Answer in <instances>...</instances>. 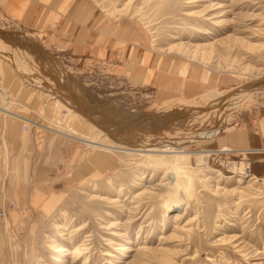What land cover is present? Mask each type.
<instances>
[{"label":"rangeland","instance_id":"rangeland-1","mask_svg":"<svg viewBox=\"0 0 264 264\" xmlns=\"http://www.w3.org/2000/svg\"><path fill=\"white\" fill-rule=\"evenodd\" d=\"M84 1L118 31L138 30L143 50L160 59L162 74L176 77L178 69H189L188 79L201 84L193 96L199 102L205 91L226 94L264 73V0ZM129 46L115 40L110 57L89 51L76 55L68 46L47 49L92 104L156 113L162 105L194 99H161L154 85L132 79L134 68L122 57ZM4 61L0 70L11 67ZM30 87L35 98L49 100L54 113L51 120H33L48 129L44 149L36 147L29 156L24 152L28 161L5 154L0 129V264H264V178L252 174L251 160L240 154L244 150L197 153L226 148L205 144L250 122L255 110L264 109V91L251 93L221 118L214 134L181 146L192 154L180 158L103 149L113 164L90 177L81 170L95 148L78 137L102 141L105 135L46 91ZM103 141L115 145L110 138ZM173 165H185L186 174L173 179ZM38 172L49 183L72 178L59 190L46 185V194L54 195L48 211L30 204ZM176 203L180 209L170 208ZM72 249L81 256L66 254Z\"/></svg>","mask_w":264,"mask_h":264},{"label":"crops","instance_id":"crops-1","mask_svg":"<svg viewBox=\"0 0 264 264\" xmlns=\"http://www.w3.org/2000/svg\"><path fill=\"white\" fill-rule=\"evenodd\" d=\"M0 18V27L3 29L29 33L35 38L41 37L44 48H49L52 52L68 46L76 55L89 51L95 55L110 57L115 40L130 43L131 46L122 50V57H127L131 64L128 66L134 68V75L130 77L141 83L154 85L158 98H168L171 95L195 98L193 96L201 90L199 82L188 79L189 69H178L176 77L162 74L159 68L160 59L151 52L143 50L146 48V43L138 30L118 31L116 27L107 24L105 17L84 0H0ZM6 41L0 35V60H5L4 62L12 68L9 66L1 68L0 83L10 98L8 102L12 114L0 116V129L3 132V143L7 146L8 154L15 155L14 157L24 162L26 159L28 161L25 153L29 156L36 147L44 149V137H47L48 127L40 122L35 123L33 120H51L54 111L49 109V100L35 98L34 93L29 91L30 85L33 86V84L23 79L15 68L23 72L32 70L21 58L25 45ZM55 59L59 62L56 57ZM14 63L17 64L14 66ZM181 76H184V82H181ZM202 77L210 80L208 76L202 75ZM200 82L203 83L202 80ZM12 94L15 100L11 98ZM0 101L2 103L3 100ZM254 113L255 117L243 127L224 131L217 139L210 140L205 145L209 146L206 148L224 146L233 151L247 150L240 154L251 160L252 174L257 178H264V109L259 108ZM25 124L28 126L26 131L23 129ZM71 127L78 129L79 126ZM51 151L54 152L52 148ZM87 157V162L82 166L81 171L90 177L99 175L101 170L112 166L114 161L110 154L98 153L95 150L91 151ZM43 159L45 160L46 157L42 156L41 160ZM47 160H50L48 156ZM46 177L47 175L43 172L37 173L30 194V204L33 207H39L42 211H48L54 201L52 193H49L52 195L46 194V185L49 183V181L46 182ZM71 179V177H60L50 181L51 191L64 188Z\"/></svg>","mask_w":264,"mask_h":264},{"label":"bare ground","instance_id":"bare-ground-1","mask_svg":"<svg viewBox=\"0 0 264 264\" xmlns=\"http://www.w3.org/2000/svg\"><path fill=\"white\" fill-rule=\"evenodd\" d=\"M2 29L3 28L0 27V30ZM12 35L16 44H22L24 46V44L31 43L36 47L34 51H31L26 46L23 48L21 58L28 63L32 70L31 72H23L15 67L19 74L22 75L26 81L33 84V86H37L41 90L50 94V96L55 99V102L59 105L65 106L67 110H69L68 113L85 120V122H88L91 126L100 130L105 135L103 136V140L110 138L115 142L116 146H113V143L107 144L104 143L103 140L99 141L100 139L89 140L85 138L86 136L78 137L83 143L94 147L98 153L103 152V149H107L113 152L116 150L131 151L141 155H147L148 153H171L177 154L180 158H183L185 155L192 154L191 152L180 150L183 144L197 141L214 134L222 125L221 118L225 115H231L251 93L264 91V82L260 84V80L264 79L263 71V74L256 77L254 81L241 85L226 94L215 92L213 90L203 93L200 95L203 96V102H199L196 97L192 100L180 99V101L162 105L156 113L152 111L133 112L129 110L122 112V109L102 106L99 104L95 105L87 100V102L84 100H71L74 94L73 91H75L74 95H77V98L80 99L81 95L79 94L76 83H74L73 79L64 68L59 65L60 63L56 61L54 55L45 49L44 46L40 44L41 41L35 38L32 34L18 31L16 34ZM16 64L14 63V66ZM0 97V100H3L0 104V113L4 115L12 114L10 111V103L8 102L10 101V98L5 89L1 86V83ZM83 105L86 110L82 111L89 115L91 120L79 112ZM158 122H160V124L166 123L168 126L172 127V129L163 131L160 133L161 135L159 138H156L151 136V134L148 133L149 131L145 128L152 126L157 127L159 125ZM96 123L100 127H98ZM24 126H26V129L24 130H28V126L26 124ZM70 131L75 135L71 129ZM56 133L74 137L73 135H69L60 130H56ZM152 141L155 143H151ZM4 147V152L8 155L6 144ZM229 150L232 151L233 149L228 147L221 150L201 149L197 153L209 156L214 152H218L219 154L226 153ZM183 166L173 165L171 170V177L173 179H180L183 174H186V171L184 170L185 167ZM180 207L181 205L179 203L170 205V208L172 209H180ZM55 250L60 251V249ZM66 254L76 257L81 256L80 251L77 249L67 250Z\"/></svg>","mask_w":264,"mask_h":264},{"label":"water","instance_id":"water-1","mask_svg":"<svg viewBox=\"0 0 264 264\" xmlns=\"http://www.w3.org/2000/svg\"><path fill=\"white\" fill-rule=\"evenodd\" d=\"M18 31L15 30H10V29H5V30H0V35L3 36V38H5L8 42L10 43H15V40L13 38L12 34H16ZM22 45V44H21ZM27 48H29L31 51H34L36 49L34 44L28 43V44H24ZM23 47V46H22ZM264 82L263 80H260V84ZM83 95L82 97L77 98L74 94L73 97L71 98V100H88L86 97ZM77 102V101H76ZM99 104V103H98ZM105 105V104H104ZM106 106H112V105H106ZM81 111H79L81 114H83L86 118H88L89 120H91V118H89V115H87L86 113H84L82 110H86L84 105L80 108ZM97 124V123H96ZM158 126L157 127H149V128H145L147 131H149L148 133L151 134V136L159 138V136L161 135L160 133H162L163 131H167L172 129V127L168 126L166 123L165 124H160V122H158ZM98 127H100L97 124Z\"/></svg>","mask_w":264,"mask_h":264},{"label":"built area","instance_id":"built-area-1","mask_svg":"<svg viewBox=\"0 0 264 264\" xmlns=\"http://www.w3.org/2000/svg\"><path fill=\"white\" fill-rule=\"evenodd\" d=\"M23 127H24V129H26V126H23ZM246 169H247L248 172H250V167L249 166H246Z\"/></svg>","mask_w":264,"mask_h":264}]
</instances>
